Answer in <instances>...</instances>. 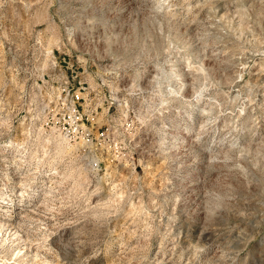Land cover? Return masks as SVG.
Returning a JSON list of instances; mask_svg holds the SVG:
<instances>
[{
    "label": "rangeland",
    "instance_id": "1",
    "mask_svg": "<svg viewBox=\"0 0 264 264\" xmlns=\"http://www.w3.org/2000/svg\"><path fill=\"white\" fill-rule=\"evenodd\" d=\"M0 224V264H264V0H0Z\"/></svg>",
    "mask_w": 264,
    "mask_h": 264
},
{
    "label": "built area",
    "instance_id": "2",
    "mask_svg": "<svg viewBox=\"0 0 264 264\" xmlns=\"http://www.w3.org/2000/svg\"><path fill=\"white\" fill-rule=\"evenodd\" d=\"M74 111H77V108L75 107V105H74ZM84 128V127H83ZM79 131V129L78 128H76V129H74V130H69L66 134H65V137H67V138H74V135H75V133L76 132H78ZM83 131H84V129H83Z\"/></svg>",
    "mask_w": 264,
    "mask_h": 264
},
{
    "label": "bare ground",
    "instance_id": "3",
    "mask_svg": "<svg viewBox=\"0 0 264 264\" xmlns=\"http://www.w3.org/2000/svg\"><path fill=\"white\" fill-rule=\"evenodd\" d=\"M2 217V216H1ZM3 219V218H2ZM2 223V222H1ZM5 223V222H4ZM1 225V224H0ZM2 228V227H1ZM17 233V232H16ZM14 236V235H13Z\"/></svg>",
    "mask_w": 264,
    "mask_h": 264
}]
</instances>
